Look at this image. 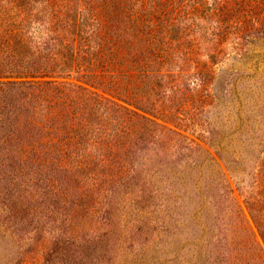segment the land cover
I'll use <instances>...</instances> for the list:
<instances>
[{
  "label": "rangeland",
  "instance_id": "1",
  "mask_svg": "<svg viewBox=\"0 0 264 264\" xmlns=\"http://www.w3.org/2000/svg\"><path fill=\"white\" fill-rule=\"evenodd\" d=\"M202 1L204 17L182 41L201 36L207 72L199 57L179 54L134 98L60 79L126 107L146 130L127 153L112 154V166L86 171L103 180L94 197L82 194L91 184L83 172L75 196L59 200L29 180L41 174L0 165V190L13 199L0 198V264H226L240 227L234 209L264 257L249 205L261 199L264 215V20L236 29L212 15L224 0ZM120 25L142 63L146 36Z\"/></svg>",
  "mask_w": 264,
  "mask_h": 264
},
{
  "label": "trees",
  "instance_id": "2",
  "mask_svg": "<svg viewBox=\"0 0 264 264\" xmlns=\"http://www.w3.org/2000/svg\"><path fill=\"white\" fill-rule=\"evenodd\" d=\"M224 2L228 7H216L212 15L232 23L230 27L263 23L264 0ZM204 9L202 0H0V165L41 174L29 180L38 179L35 185L41 184L43 196L51 193L59 200L75 196L72 183L83 172L91 184L82 194L94 197L103 180L86 171L98 163L112 166V154L127 153L129 141L142 137L146 128L126 107L60 79L98 82L134 98L131 94L150 86V79L165 76L156 68L173 65L179 54L203 60L201 36L187 46L182 40L190 36L187 30H193L199 15L204 17ZM127 21L149 42L142 63L129 51L120 25ZM207 63L201 71L209 70ZM2 197L13 200L0 190ZM261 203L254 199L249 205L264 235ZM230 212L244 237L238 240L236 225L226 264H264L240 211Z\"/></svg>",
  "mask_w": 264,
  "mask_h": 264
}]
</instances>
